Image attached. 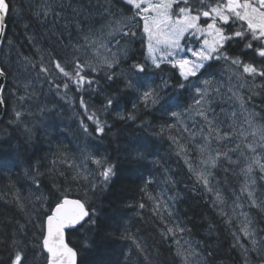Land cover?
<instances>
[{
	"label": "snow or ice",
	"instance_id": "snow-or-ice-1",
	"mask_svg": "<svg viewBox=\"0 0 264 264\" xmlns=\"http://www.w3.org/2000/svg\"><path fill=\"white\" fill-rule=\"evenodd\" d=\"M13 14L22 31L9 39ZM21 38L19 48L29 46L33 56L17 50ZM5 42L17 71L9 88L3 80L13 76L11 61L0 64V109L11 101L9 126L20 128L28 144L38 131L48 143L37 158L0 148V175L8 174L12 193L5 203L20 217L8 221L13 231L0 240L6 264H27L30 249L44 264H157L159 250L131 230L127 213L109 207L122 172L150 177L149 166L161 167V139L210 195L232 237L230 251L241 264H264V0H0ZM49 94L54 99L42 102ZM93 96L103 97L99 107L89 103ZM65 105L83 136L71 151L54 143L68 132L61 127ZM117 126L143 133L115 149L127 169L101 150L106 138L126 139ZM13 169H20L15 180ZM168 173L172 191L177 182ZM153 183L142 179L140 201L125 208L141 220L151 212L177 264H205L213 251L191 239L176 207L181 194H154ZM70 234L82 237L78 246ZM116 236L127 242L118 251Z\"/></svg>",
	"mask_w": 264,
	"mask_h": 264
},
{
	"label": "trees",
	"instance_id": "trees-1",
	"mask_svg": "<svg viewBox=\"0 0 264 264\" xmlns=\"http://www.w3.org/2000/svg\"><path fill=\"white\" fill-rule=\"evenodd\" d=\"M17 3L18 0H13ZM8 22V38H15L22 29L19 28L16 17L13 14L7 20ZM35 30L38 33H42L44 29L36 27ZM20 40H16L17 50L22 51L25 55L33 56L34 50L29 46L25 45L23 48H19ZM10 51V49H9ZM6 48L0 51V64L11 61L9 64H15V53L9 54ZM135 58L142 59V49L139 42L134 45ZM12 59V60H11ZM8 64L10 71L15 76V68H11ZM126 66V65H125ZM13 76L8 77L6 85L11 88ZM10 82V83H9ZM103 85L104 82L101 81ZM105 87H107L105 85ZM45 91H47V86L45 85ZM75 96L76 94L70 93ZM54 97L49 94L47 97L41 96L42 102H51ZM87 99V97H86ZM102 96H93L89 100V103L99 107L102 103ZM259 102V101H257ZM63 103V102H61ZM76 111H81L79 108ZM73 109L65 105L62 128H67L68 132L66 137H61V141H56L54 143L62 142L67 145L69 150H75L78 144L83 143V136L78 128V123L73 116ZM11 118V101L9 106L3 110L2 117L0 119V141H8L7 143L0 144L6 152H20L24 157H43L48 151V143L43 138V133L41 131L37 132L38 139L34 140L31 144L25 142V137L20 128L10 127L8 124ZM36 119H40L39 116ZM147 119H152L151 116ZM157 122V121H154ZM86 123H90L87 122ZM114 131L121 132L122 136L126 139H119L113 141L111 137L106 138L103 142L101 150L106 149L108 153L112 155L113 162L119 163V166L123 169H127L128 165L123 162L122 159L118 160V154L115 151L117 145L121 148L125 147L128 140H131L135 136H141V133L135 127L117 126ZM161 144V145H160ZM157 152L161 158V167L153 168L149 166V171L151 176L149 177L144 172L129 173L124 171L121 173V178L117 182V187L114 193L110 196L111 206L109 207L110 213L125 212L127 216L125 219L128 222L129 227L132 231L139 229V234L145 238L146 243L154 249L159 250V255L156 257L157 264H177L173 255L167 251L168 245L161 242L159 232L157 227L153 223V218L149 210H144V219L141 220L135 215V209L125 208V204H136L140 201L141 195L139 193V186L142 183V179L153 178L156 183H153L149 187V191L158 192L160 184H164V194L167 196L173 195L174 192H179L182 199L177 203L176 207L178 210L179 217L185 222L186 226L192 230L191 238L197 242H202V244H207L213 251L212 257H204L207 264H241L238 259V253L230 251V245L232 243V237L229 234V230L223 223L222 219L216 214V211L211 207L208 202L210 200V195L205 194L204 191L199 187L195 186V180L188 172L183 159L176 156L174 146L166 139H161L157 141L156 144ZM33 153L35 156L33 157ZM165 168L169 170V175L177 182L176 187L169 191L170 185L166 184L165 181ZM13 179H16L15 173L19 172L20 169H13ZM7 173L0 175V240L7 239L6 234H10L13 231V226L8 223L9 220L19 219L20 217L16 213L15 209L11 204H6L5 199L10 200L12 193L9 191V181L7 179ZM19 183H24L22 177ZM44 184H50V181L44 179ZM194 186L196 190L193 191ZM75 188V186H73ZM42 191H46V188H42ZM7 194V195H6ZM26 194V193H25ZM75 197V190L71 194ZM108 205V201L104 202ZM258 220L260 217L258 216ZM7 225V226H6ZM209 225L213 226V230L209 233ZM260 226L264 227V221L260 222ZM32 233L29 232L31 237ZM68 239L73 245H79L82 237L79 234H70ZM127 242L122 241L118 236L113 237V249L119 250ZM38 249H30L28 251V262L27 264H44L42 257L37 255ZM8 250L0 245V264H6L7 262Z\"/></svg>",
	"mask_w": 264,
	"mask_h": 264
},
{
	"label": "rangeland",
	"instance_id": "rangeland-1",
	"mask_svg": "<svg viewBox=\"0 0 264 264\" xmlns=\"http://www.w3.org/2000/svg\"><path fill=\"white\" fill-rule=\"evenodd\" d=\"M119 7V6H118ZM6 51L8 52L9 51V48H8V46H7V44H6ZM9 54H13V52L12 51H9ZM12 60V59H11ZM10 66H11V68H15V71H14V73L16 74V71H17V66H14L13 64H10ZM13 78H14V76H13ZM238 184V182H237V180L236 179H232L231 180V185H233V186H236ZM156 193H163L164 194V184H160V188H159V190H158V192H155V194ZM165 196H167L166 194H164ZM257 219H258V217H257ZM187 238V237H186ZM192 239V238H191ZM194 240V239H193ZM195 241V240H194ZM204 260H205V258H204ZM205 264H207L206 263V261H205Z\"/></svg>",
	"mask_w": 264,
	"mask_h": 264
},
{
	"label": "water",
	"instance_id": "water-1",
	"mask_svg": "<svg viewBox=\"0 0 264 264\" xmlns=\"http://www.w3.org/2000/svg\"><path fill=\"white\" fill-rule=\"evenodd\" d=\"M0 46H1V45H0ZM5 79H6V78H4L3 82L5 81ZM2 114H3V109H0V118H1Z\"/></svg>",
	"mask_w": 264,
	"mask_h": 264
},
{
	"label": "bare ground",
	"instance_id": "bare-ground-1",
	"mask_svg": "<svg viewBox=\"0 0 264 264\" xmlns=\"http://www.w3.org/2000/svg\"><path fill=\"white\" fill-rule=\"evenodd\" d=\"M10 65V64H9ZM10 83V82H9ZM161 145V144H160Z\"/></svg>",
	"mask_w": 264,
	"mask_h": 264
}]
</instances>
